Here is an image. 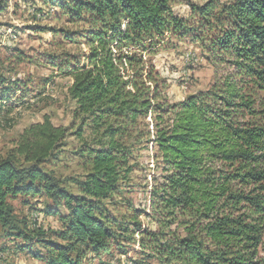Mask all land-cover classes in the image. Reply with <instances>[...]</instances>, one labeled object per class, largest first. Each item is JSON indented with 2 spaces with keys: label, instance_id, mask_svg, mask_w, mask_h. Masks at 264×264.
Listing matches in <instances>:
<instances>
[{
  "label": "trees",
  "instance_id": "1",
  "mask_svg": "<svg viewBox=\"0 0 264 264\" xmlns=\"http://www.w3.org/2000/svg\"><path fill=\"white\" fill-rule=\"evenodd\" d=\"M173 2L67 0L71 21L86 26L81 55L58 66L72 79L73 121L54 125L43 115L0 156L3 234L23 241L21 250L34 248L32 257L44 264H84L88 253L98 257L112 247L124 255L134 242L141 264H264V0L190 4L187 19ZM172 34L199 40L232 72L206 91L163 102L146 58ZM68 137L80 141L75 153L85 162L78 193L42 167ZM149 142L161 173L148 209L125 197L119 203L127 212L118 219L107 204L117 205ZM18 196L26 204L48 199L44 210L60 229L29 228L10 203ZM141 214L153 227L142 228Z\"/></svg>",
  "mask_w": 264,
  "mask_h": 264
},
{
  "label": "rangeland",
  "instance_id": "2",
  "mask_svg": "<svg viewBox=\"0 0 264 264\" xmlns=\"http://www.w3.org/2000/svg\"><path fill=\"white\" fill-rule=\"evenodd\" d=\"M206 1L174 0L172 6L187 19L190 4L199 5ZM0 8V78L5 81L0 86V156L4 157L22 130L30 123L41 121L43 115H48L54 125H71L75 102L68 94V87L72 79L62 74L58 66H62L61 60L67 56L81 55L84 45L79 33L86 26L71 21L67 0H55L53 3L45 0H0ZM156 50L155 55L146 59L150 60L157 73L162 101L169 104L206 91L219 78L232 72L231 67L214 62L203 44L190 35H166ZM260 96L264 97V91L260 92ZM146 121L150 122V118ZM65 141V146L42 167L53 171L68 190L78 193L76 180L82 179L85 173V162L75 153L80 141L74 137ZM156 155V147L151 142L139 151L138 165L130 183L113 200L117 205L107 204L112 216L120 219L127 212L119 203L125 197L148 209V192L154 177L158 178L161 173ZM128 187L131 192L126 194ZM23 199L18 196L10 203L16 216L26 221L29 228L60 229L57 216L44 210L50 203L48 199L36 196L29 198L28 204ZM58 209L62 214L67 213L62 206ZM138 220L142 228L147 225L153 227L143 214ZM15 243L4 236L0 226V264H44L32 257L34 248L21 250L20 243L23 244V241L18 242L19 245ZM126 245L127 254H118L112 247L109 254L98 257L88 253L84 264H141L143 259L137 243ZM259 254L264 259V236ZM150 263L156 264V261L150 260Z\"/></svg>",
  "mask_w": 264,
  "mask_h": 264
}]
</instances>
